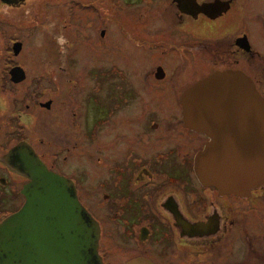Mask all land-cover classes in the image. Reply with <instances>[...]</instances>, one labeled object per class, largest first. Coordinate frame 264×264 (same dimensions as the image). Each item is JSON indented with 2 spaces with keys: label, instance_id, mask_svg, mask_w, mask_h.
Here are the masks:
<instances>
[{
  "label": "flooded vegetation",
  "instance_id": "obj_1",
  "mask_svg": "<svg viewBox=\"0 0 264 264\" xmlns=\"http://www.w3.org/2000/svg\"><path fill=\"white\" fill-rule=\"evenodd\" d=\"M31 2L0 0V36L22 31ZM47 9L56 43L47 102L10 111L8 81L26 78L8 80L12 64L0 79V225L25 202L29 180L11 151L27 144L72 183L98 226L102 264H264V185L236 195L202 184L196 157L211 140L184 125L180 104L223 72L248 78L264 101V0L49 1ZM75 48L80 79L69 76Z\"/></svg>",
  "mask_w": 264,
  "mask_h": 264
},
{
  "label": "water",
  "instance_id": "obj_2",
  "mask_svg": "<svg viewBox=\"0 0 264 264\" xmlns=\"http://www.w3.org/2000/svg\"><path fill=\"white\" fill-rule=\"evenodd\" d=\"M21 49L20 42L14 43L12 55ZM9 77L20 83L26 75L18 66ZM180 104L184 125L211 140L196 157L202 184L236 195L264 185V101L248 78L236 72L214 74L190 87ZM24 145L11 155L16 171L29 180L22 190L25 202L0 225V264H102L98 226L80 205L72 183L50 172ZM126 264L151 263L138 259Z\"/></svg>",
  "mask_w": 264,
  "mask_h": 264
},
{
  "label": "rangeland",
  "instance_id": "obj_3",
  "mask_svg": "<svg viewBox=\"0 0 264 264\" xmlns=\"http://www.w3.org/2000/svg\"><path fill=\"white\" fill-rule=\"evenodd\" d=\"M31 6L27 4L28 13L24 15L22 22V31L5 32L0 36V79L3 78L4 71L7 65L17 64L19 65L26 75L25 82L22 85H11L8 81V102L10 111H20L22 114L27 113L25 106H31L32 101L35 99L39 102L46 103L48 100V78H49V52L53 46H56L55 41H51L50 35V23L52 11L47 9L49 1H84V0H31ZM90 1V0H88ZM94 1H140V0H94ZM154 1H171V0H154ZM73 5V3H72ZM25 10V12L27 11ZM65 10H59L60 16H63ZM49 15V16H48ZM59 18L56 20L59 23ZM53 19V17H52ZM74 26H72V40L79 43L82 21L76 19ZM53 22V21H52ZM61 24L63 20L61 19ZM17 40L22 44L21 52L17 56H12L11 51L6 53V46L9 45L10 41ZM75 55H80V50L74 49L71 52L69 64L72 67L70 73L71 78L80 79L79 68L73 65L75 62ZM142 57V56H137ZM6 76V74H5ZM9 80V76L7 75ZM28 90V91H26ZM32 90V92H31ZM36 93L33 95V93ZM21 97L23 99L21 100ZM27 99V101H25ZM33 99V100H32ZM37 109V108H36ZM31 112V110H30ZM29 112V113H30ZM39 125L40 133L38 134L39 139L46 143V136L42 132V129L46 130L43 121H46L47 114L44 110H39ZM38 119V118H37ZM14 120V119H13ZM42 128V129H41ZM32 137L31 135H29ZM46 146V145H45ZM47 160V158H46Z\"/></svg>",
  "mask_w": 264,
  "mask_h": 264
}]
</instances>
